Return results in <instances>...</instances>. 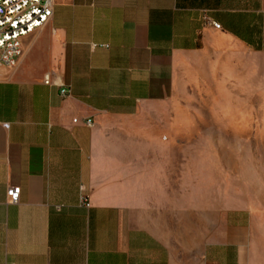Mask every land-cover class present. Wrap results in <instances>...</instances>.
<instances>
[{
  "label": "crops",
  "instance_id": "0c3cea01",
  "mask_svg": "<svg viewBox=\"0 0 264 264\" xmlns=\"http://www.w3.org/2000/svg\"><path fill=\"white\" fill-rule=\"evenodd\" d=\"M53 3L0 65V264H264L255 210L138 118L215 40L264 55V0Z\"/></svg>",
  "mask_w": 264,
  "mask_h": 264
},
{
  "label": "rangeland",
  "instance_id": "374dc122",
  "mask_svg": "<svg viewBox=\"0 0 264 264\" xmlns=\"http://www.w3.org/2000/svg\"><path fill=\"white\" fill-rule=\"evenodd\" d=\"M184 76L166 106L141 112L140 125L183 134L188 165L207 159L217 193L226 187L233 206L255 210L264 250V55L217 39Z\"/></svg>",
  "mask_w": 264,
  "mask_h": 264
},
{
  "label": "built area",
  "instance_id": "2783aa9c",
  "mask_svg": "<svg viewBox=\"0 0 264 264\" xmlns=\"http://www.w3.org/2000/svg\"><path fill=\"white\" fill-rule=\"evenodd\" d=\"M53 0H0V65L14 68L22 56L23 40L43 28L51 19ZM214 29L219 26L208 22ZM44 83L48 84L47 78ZM68 90L62 89L60 95L66 97ZM85 126L92 125L90 120ZM84 192L83 187L80 188ZM19 200V188L10 187L6 190L8 204H16ZM81 200L86 196L81 194Z\"/></svg>",
  "mask_w": 264,
  "mask_h": 264
}]
</instances>
